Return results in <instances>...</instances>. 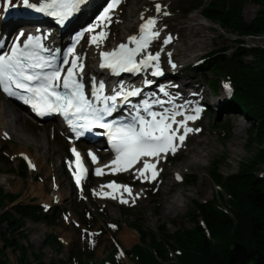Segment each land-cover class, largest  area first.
I'll list each match as a JSON object with an SVG mask.
<instances>
[{
  "label": "rangeland",
  "instance_id": "rangeland-1",
  "mask_svg": "<svg viewBox=\"0 0 264 264\" xmlns=\"http://www.w3.org/2000/svg\"><path fill=\"white\" fill-rule=\"evenodd\" d=\"M98 1L100 0H92L86 9H92ZM190 2L192 0H125L116 11L112 26L96 31L95 35L99 36L97 48L108 49L122 42L123 39L119 36V27L127 10L133 8L138 14L135 24H139L148 17H154L157 21L160 37L158 46L152 53L160 54L161 52L163 54L165 51H171L177 42L174 41L170 46V43L164 44L162 37L171 36V40L177 35L179 29L190 23L189 16L195 11H191L187 15L178 11L180 7H186ZM157 5L160 6L159 12L156 10ZM258 9L257 5L247 3L243 10L244 20L249 22ZM201 18L199 15L197 20L201 21ZM215 26L217 28L204 27L202 29L201 34H205L210 39L206 40L208 44L203 50L193 54L192 58H188L190 60L187 58L183 60L179 56L172 59L161 56L158 60L159 67L164 74L163 77L179 78L180 82L184 81L186 85L188 83L190 88L200 85V95L195 98L200 104L199 109L202 110V116L189 127L192 128V133L200 132L202 146L205 147L202 150V155L205 157L195 158L188 163L186 171L181 173L180 181L175 178V170L170 167L181 164L187 159V150L193 147L191 136L188 135L183 143V147L186 146L187 150L180 148L174 155L170 153L163 157V161L157 167L158 173L162 171L165 178L164 184L160 185L161 189L157 188L160 178L141 181L135 176L137 168L134 167L128 172L122 173L124 175L121 176H119L121 173H115L108 174L101 180L90 178L83 192H76L66 173V161H68L69 155L68 144L61 135L62 129L54 123H42L30 119L16 106L0 97V105L13 110L20 117L16 125L17 137L22 134L23 137L24 135L25 137H37L45 132L44 138L42 137V147L38 149H35L33 145L20 143L17 138L9 134L3 132L0 134V187L5 192L18 193L17 202L19 203L33 202L44 208H58L59 214L55 217L52 225L25 221L23 227L24 233L28 235L32 251L40 250L45 262L53 261L59 264L60 261H63L65 264H78L84 260V264H107L110 260L109 253L114 249L111 254L114 261L118 264H134V261L124 254L138 242L137 233L131 227L132 223L142 226L143 230L152 229L156 232L157 228H160L159 230L164 233L187 229L190 226L191 202L209 201L218 193H222L208 175L212 162L218 160L220 173L227 176L236 173L241 163L250 160L253 151L257 148L255 144L249 147L245 146L246 129L250 121L242 114L232 113L228 107L234 83L231 82V79L222 80L212 74L206 67H203L204 63L200 61L205 55L219 48H227L226 55L229 56L231 48L235 45V40L238 39L235 34L226 33L218 25ZM101 32L105 34L102 40L100 39ZM137 32L138 27H134L128 33L135 35ZM242 40L245 46L264 48V34L254 37L245 36L242 37ZM162 46L166 47L162 48ZM91 47L86 41L81 46L84 48V52L89 54L88 61H92L97 49ZM243 60L252 64L250 63L251 58ZM170 61H173L174 66ZM210 78L217 80L218 89L214 97L211 95L212 91L207 82ZM189 81H191L190 84ZM225 85L231 88L230 90L227 87L229 93L226 96H224L226 87H223ZM216 100H220L221 107L214 104ZM238 124H241V128L238 127ZM98 152L100 151L98 150ZM21 156L27 157L25 164L28 169L25 178L22 177V168L19 166ZM102 159L106 160V157H102ZM166 170L168 171L164 174ZM255 175L264 177V168L258 167L255 170ZM110 178L129 185L134 193H138V198H133L126 204H118L115 200L96 198L94 190L102 187L104 181L110 180ZM164 190L168 192V195L179 190L182 191L180 211L163 213L164 196L161 192ZM47 235L55 236L61 246L59 250L53 244H44ZM125 235L128 238H124ZM7 255L8 264H17L16 254L7 250Z\"/></svg>",
  "mask_w": 264,
  "mask_h": 264
},
{
  "label": "trees",
  "instance_id": "trees-1",
  "mask_svg": "<svg viewBox=\"0 0 264 264\" xmlns=\"http://www.w3.org/2000/svg\"><path fill=\"white\" fill-rule=\"evenodd\" d=\"M247 3L259 7L249 22L243 17ZM178 11L183 15L197 11L204 20L238 37L229 56L227 48L216 49L203 57V67L234 83L228 107L250 121L245 146L257 148L250 160L227 176L220 173L218 160L212 162L208 175L222 193L209 201L191 202L187 229L164 233L132 223L138 242L125 254L134 264H264V177L255 175L258 167L264 168V48L245 46L242 40L264 34V0H192ZM244 58H251L252 64ZM207 82L216 94L217 80ZM19 166L25 178L27 168L22 161ZM18 198V193L0 187V264H8L7 250L16 254L17 264H56L45 262L40 250L32 251L23 227L25 221L52 225L58 208L45 211L33 202L19 203ZM49 243L61 247L55 236L47 235L44 244ZM112 252L109 264H118Z\"/></svg>",
  "mask_w": 264,
  "mask_h": 264
},
{
  "label": "snow or ice",
  "instance_id": "snow-or-ice-1",
  "mask_svg": "<svg viewBox=\"0 0 264 264\" xmlns=\"http://www.w3.org/2000/svg\"><path fill=\"white\" fill-rule=\"evenodd\" d=\"M9 7H14L11 0H5ZM83 0H71V6L68 4L62 5L67 11L65 15L69 14L78 4L82 3ZM23 6L26 8H35L37 12L45 11L46 7L52 5H46L36 7L30 3V0H22ZM55 3V0H53ZM120 3V0H111L107 8L98 18L99 20H110L109 12ZM8 11V8L3 9ZM156 10L160 11V6H156ZM51 15H59V13H50ZM155 25V20L149 18L145 23L140 25V37L136 36L129 37L130 43H135V48H129L127 44H120L118 50L112 52H101L100 57L102 63L99 67L110 68L117 74L119 72H139L141 65L147 66L152 60H158V56H147L137 64L134 61V56L142 49L148 47V43L151 38L158 36L159 33L152 32L151 29ZM88 32H93L94 28L90 27L87 29ZM20 35H23L21 33ZM105 34L100 33V39L104 38ZM39 41V37H33L29 35L27 40L24 42L21 48L18 43H14L10 53L0 54V86L2 90L7 93L10 97H19L25 104L31 106L35 110L38 116H44L50 113H61L67 119V123L70 129L75 133V136L79 138L83 136L85 131H91L93 124H97L102 128H111L110 124L99 123L103 119V115H111L115 110V101L118 96H123L127 99L128 96L139 95V90L134 89L127 93L117 92L116 96L104 97L105 107L103 109H96L92 104L85 98L83 92V84L77 81L76 70L79 68L81 71L83 65L77 63V59H73L70 63L71 66L67 68L66 75L61 74V69L56 64L44 56L40 55L36 48H40L43 51V46L38 43L34 44L33 40ZM19 40V37H17ZM168 41L165 40V43ZM92 43H97V37H92ZM72 49H69L71 52ZM64 64H68L69 61L65 59ZM50 69V70H49ZM159 69L152 73L153 76L161 75ZM150 83V82H149ZM63 88L65 91H57L59 88ZM227 88L228 86L225 85ZM13 89L20 90L19 92L13 91ZM104 90V84L99 83L98 92L95 95L96 100L101 99L100 93ZM27 93L29 95L21 96L20 93ZM112 101V106L109 107L107 102ZM151 106L145 104V111ZM91 110L95 115L94 120H88L84 115L85 112ZM197 115L199 109H196ZM151 116L150 121H146L142 117L134 118L133 124H124L116 129L112 139L114 141L113 148L116 151V158L112 161L113 172L127 171L132 165L140 161L141 157H160L163 153L175 154L180 146L174 143L178 139L180 144L185 140L187 133L191 132L192 129L184 128V134L177 137V130L172 129L171 123H166L167 117L160 116L157 119V113H148ZM69 117H76L77 120L83 119L84 123H77ZM197 117L188 116V120L195 119ZM138 123L139 128L137 129L136 124ZM197 131H199L197 129ZM76 156L77 172L74 173L76 183L79 185L84 169L80 161V154L75 148L71 150ZM93 162L96 161V157L89 153ZM31 166V165H30ZM156 164L148 161L143 162V167L137 170L138 176L145 180H155L158 172L155 171ZM151 173L150 176L145 175ZM102 169H96V175H103ZM177 179L180 177L177 175ZM109 188H119L121 186L115 183L107 185ZM124 191L131 194V190L127 186H123ZM112 198H115L114 196ZM122 203H127L125 200H121Z\"/></svg>",
  "mask_w": 264,
  "mask_h": 264
},
{
  "label": "bare ground",
  "instance_id": "bare-ground-1",
  "mask_svg": "<svg viewBox=\"0 0 264 264\" xmlns=\"http://www.w3.org/2000/svg\"><path fill=\"white\" fill-rule=\"evenodd\" d=\"M198 13L199 12H197V11L191 13L189 16L190 23L189 24L187 23V25L184 28L179 29V31L177 32V35L172 37V41L170 42V46L174 43V41L177 42V45H175L171 51H165L160 56L167 57L169 59H172L173 57L179 56V58H181L183 60L186 58H187V60H190L188 58H192L191 56H193V54L203 50L206 47V45L208 44V42H206V40L210 39V38L206 37L205 34L204 35L201 34V32L203 31L202 29L204 27H206V28H211V27L217 28V27L215 25H213L211 22L204 20L203 18H201V21H198L197 17L200 15ZM137 15L138 14L136 13V11L133 8H129L127 10L126 16L123 17V21H121V24L119 27V36L122 37V39H123L122 42H120L121 44L126 43V41L129 40V37L132 36L128 32L134 27L140 28L142 21H144V20H142L139 24L138 23L135 24L136 23L135 20L137 19ZM32 34L39 37V39H42L45 35L42 32H37L35 34L33 32ZM167 37L170 38L171 36H164V37H162V39H165ZM203 37H205V38H203ZM182 45H183V48H181ZM98 46H99V37H97V44L95 45V47H98ZM95 47H91V48H95ZM165 47L166 46H163V48H165ZM83 49L84 48H81V50H83ZM88 57H89V54L86 55V58H88ZM171 62H173V61H171ZM172 65H174V63H172ZM89 69H91V71H95V66L92 65ZM190 82L191 81H189V84H190ZM188 87H190V85L188 86V83L186 85V82L183 81L182 82V89L179 88L178 85L173 86L172 89H170V88L169 89H170V91H172L173 89H176L178 91V93L180 91H182L181 93L183 95L187 94V98L191 97L190 94H194L196 96L200 94V85L194 86L192 88L193 92H191V93L186 92V88H188ZM181 93H180V95H178L179 97L181 96ZM197 104H198V102L196 101L195 104L191 105L190 110L194 105H197ZM214 104L218 105L220 107L222 106V103H220V100H216V102H214ZM187 105H188V101H185L184 106H187ZM175 110H178V109H175ZM19 120H20V117L17 113H15L11 109H8L4 105H0V134H1V132H3L4 134H9L11 136H14V138H17V140L20 141V143L33 145V147L35 149L42 147V137L44 138L45 132H42L41 136H37V137L28 136L29 137L28 138V137H25V135L23 137V134H22V136L17 137L18 136V133H17L18 129H17L16 125L18 124ZM181 120H184V118L182 117ZM238 127L241 128V124H238ZM187 128L192 129L191 127H187ZM192 131L189 132L188 135L191 136V138L193 140V147H191L188 150H187L186 146L182 147L183 150L184 149L187 150V155H188L187 159H185V161H183L181 164H176L173 167H170V169L175 170V174H178L179 176H181V173H184L186 171V167H187L188 163H190L192 160H194L195 158H204L205 157V155H202V150H203V148H205L204 146H202V140H201L202 135L200 134V132L195 131L192 133ZM62 132H64L63 129H62ZM27 155H29V154L27 153ZM99 155L102 156V153H100ZM161 158H162V155L160 157H158V159H152L151 160L152 163L156 164L155 171H157V167L162 161ZM96 165H98L102 168L103 173H104L103 175H106L109 172H112L113 167H114L112 165L111 158H107L106 160L101 159V160H99V162ZM129 170H130V168H129ZM129 170L119 171V172H128ZM167 171L168 170H166V172H164V174L167 173ZM115 173H118V172H115ZM135 175L139 179H141L142 181L145 180L142 177L138 176V173L136 170H135ZM145 175L150 176L151 173H146ZM162 175H163V172L160 171L159 172L160 182H159V186L157 188H159L161 184H164L163 181L165 180V178L163 175V178H164L163 179ZM149 180H151V179H148L147 181H149ZM161 187H160V189H161ZM123 190H122V192H123ZM96 194H101L104 196L105 190H103V187L98 188L97 191L94 192V195H96ZM161 194L164 196V201H163L164 206L162 209L164 214H169L171 212H177V211L181 210L182 200L180 199V197H181L182 191L179 190L178 192H174V193L168 195V192L164 190L161 192ZM109 196H110V194L106 197H109ZM126 198L129 199L130 201L133 198L137 199L138 193H134L132 191V196L127 195ZM124 238H128V237L125 235Z\"/></svg>",
  "mask_w": 264,
  "mask_h": 264
}]
</instances>
